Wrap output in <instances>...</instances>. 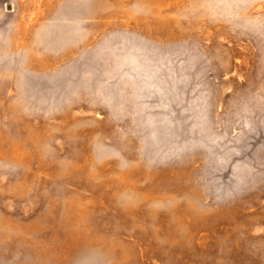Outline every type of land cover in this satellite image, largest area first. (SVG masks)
<instances>
[{
	"label": "rangeland",
	"instance_id": "obj_1",
	"mask_svg": "<svg viewBox=\"0 0 264 264\" xmlns=\"http://www.w3.org/2000/svg\"><path fill=\"white\" fill-rule=\"evenodd\" d=\"M0 264H264V0H0Z\"/></svg>",
	"mask_w": 264,
	"mask_h": 264
}]
</instances>
